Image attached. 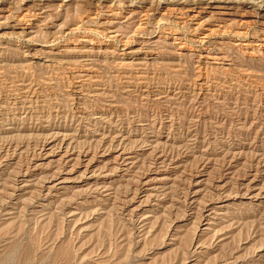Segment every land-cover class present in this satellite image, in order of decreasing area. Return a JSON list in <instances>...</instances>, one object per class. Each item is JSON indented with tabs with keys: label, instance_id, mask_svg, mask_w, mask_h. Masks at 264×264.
<instances>
[{
	"label": "rangeland",
	"instance_id": "374dc122",
	"mask_svg": "<svg viewBox=\"0 0 264 264\" xmlns=\"http://www.w3.org/2000/svg\"><path fill=\"white\" fill-rule=\"evenodd\" d=\"M0 264H264V0H0Z\"/></svg>",
	"mask_w": 264,
	"mask_h": 264
},
{
	"label": "bare ground",
	"instance_id": "6f19581e",
	"mask_svg": "<svg viewBox=\"0 0 264 264\" xmlns=\"http://www.w3.org/2000/svg\"><path fill=\"white\" fill-rule=\"evenodd\" d=\"M99 2V1H98ZM99 3H101V2H99ZM192 3V2H191ZM195 3V2H194ZM198 3V2H197ZM102 4V3H101ZM95 5V4H94ZM99 5V4H98ZM104 5V4H103ZM206 5V4H205ZM96 6V5H95ZM259 6V5H258ZM182 7V6H181ZM193 8H194V6H193ZM217 8V7H216ZM227 8V7H226ZM168 9V8H167ZM173 9V8H172ZM176 9V8H175ZM186 9V8H185ZM190 9V8H189ZM188 10V9H187Z\"/></svg>",
	"mask_w": 264,
	"mask_h": 264
}]
</instances>
